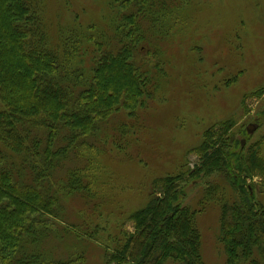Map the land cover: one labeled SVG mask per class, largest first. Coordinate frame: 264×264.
<instances>
[{
    "label": "trees",
    "instance_id": "obj_1",
    "mask_svg": "<svg viewBox=\"0 0 264 264\" xmlns=\"http://www.w3.org/2000/svg\"><path fill=\"white\" fill-rule=\"evenodd\" d=\"M44 1L0 0V264H88L85 249L68 246L69 256L56 257L47 244L95 239L97 227L81 239L72 228L87 222L67 220L66 202L94 208V162L84 156L122 141L128 127L110 135L113 118L138 120L155 99L168 76L161 45L188 5L112 0L102 28L66 27L53 42ZM233 126L207 130L191 152L192 168L153 182L149 202L128 217L123 227L131 231L104 251V264H205L197 217L211 204L220 211L226 264H264V206L250 184H264V158L260 145L246 149L234 137ZM209 177L219 181L204 189L201 209L183 206V183Z\"/></svg>",
    "mask_w": 264,
    "mask_h": 264
},
{
    "label": "rangeland",
    "instance_id": "obj_2",
    "mask_svg": "<svg viewBox=\"0 0 264 264\" xmlns=\"http://www.w3.org/2000/svg\"><path fill=\"white\" fill-rule=\"evenodd\" d=\"M111 1L45 0L51 40L56 41L66 27L102 28L109 22ZM187 4L176 12L179 17L171 36L161 45L168 76L155 99L139 111L138 120H129L126 113L113 118L107 126L110 135H118L124 122L128 127L122 141L84 156L94 162V208L86 211L80 200L66 202L67 220L79 226L87 222L88 228H72L71 233L76 231L81 239L98 228L95 239L66 236L57 244L49 242L56 257L69 256V246L72 251L85 249L88 264H104V251H113V241L122 239V230L131 231L123 227L128 217L149 202L153 182L177 175L187 164L192 168L198 158L191 152L219 123L232 121L234 137L245 142L246 149L260 145L264 158V0H187ZM250 125L257 127L253 134L247 132ZM215 177L184 182L182 205L199 211L204 189L219 181ZM250 184L255 203L264 206V184L259 179ZM219 221V208L212 204L197 217L205 264H226Z\"/></svg>",
    "mask_w": 264,
    "mask_h": 264
},
{
    "label": "water",
    "instance_id": "obj_3",
    "mask_svg": "<svg viewBox=\"0 0 264 264\" xmlns=\"http://www.w3.org/2000/svg\"><path fill=\"white\" fill-rule=\"evenodd\" d=\"M256 130H257V127L255 125H250L247 128V131H248L249 134H253Z\"/></svg>",
    "mask_w": 264,
    "mask_h": 264
}]
</instances>
